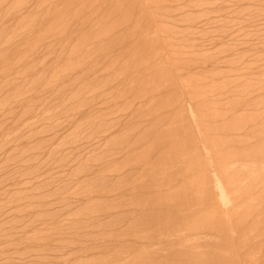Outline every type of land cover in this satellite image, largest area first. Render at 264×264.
<instances>
[{
  "label": "rangeland",
  "instance_id": "1",
  "mask_svg": "<svg viewBox=\"0 0 264 264\" xmlns=\"http://www.w3.org/2000/svg\"><path fill=\"white\" fill-rule=\"evenodd\" d=\"M0 264H264V0H0Z\"/></svg>",
  "mask_w": 264,
  "mask_h": 264
},
{
  "label": "bare ground",
  "instance_id": "2",
  "mask_svg": "<svg viewBox=\"0 0 264 264\" xmlns=\"http://www.w3.org/2000/svg\"><path fill=\"white\" fill-rule=\"evenodd\" d=\"M219 182V181H218ZM217 182V183H218ZM221 184V183H220ZM204 186V185H203ZM217 186V185H216ZM222 187H223V185H221ZM205 187H206V185H205ZM215 188V187H214ZM207 189V188H206ZM224 189V188H223ZM207 191V190H206ZM218 192V191H217ZM219 193V192H218ZM223 193H224V190H223ZM222 196V195H221ZM222 199H220V200H223V197H221ZM227 203H229V202H227Z\"/></svg>",
  "mask_w": 264,
  "mask_h": 264
}]
</instances>
